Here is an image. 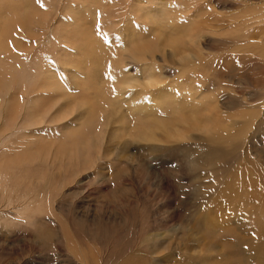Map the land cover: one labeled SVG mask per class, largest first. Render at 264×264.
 <instances>
[{"label":"rangeland","instance_id":"374dc122","mask_svg":"<svg viewBox=\"0 0 264 264\" xmlns=\"http://www.w3.org/2000/svg\"><path fill=\"white\" fill-rule=\"evenodd\" d=\"M5 27L0 264H264V0H0Z\"/></svg>","mask_w":264,"mask_h":264},{"label":"bare ground","instance_id":"6f19581e","mask_svg":"<svg viewBox=\"0 0 264 264\" xmlns=\"http://www.w3.org/2000/svg\"><path fill=\"white\" fill-rule=\"evenodd\" d=\"M8 32L9 33L11 32V29L9 27L1 28L0 29V37H5L6 38ZM0 48H2L1 41H0ZM8 59L9 58L6 56L5 57L6 63H8ZM123 80H124V78L121 79L118 82L119 83L118 84V90L120 92H122L124 90L125 83H124ZM12 85H13V82L11 80V77L9 75L6 76L4 73H0V110H1V108L3 106V104H4L2 97L12 87ZM35 89L36 88L29 87L30 92L35 91ZM56 91L59 92V89L57 88ZM36 103H37L36 100H33L32 103H31V107L30 108L28 107V109L26 110V116L29 117L30 123L32 125H35V124L38 125V124H41V122H42V120L38 119L37 115H35L36 113L34 112V110H33V112L30 113L31 109H34ZM0 116H1V114H0ZM3 121H0V135L8 132V130L10 129L7 126V124L5 122H3ZM12 121H14V118L12 119ZM205 130H206V132L208 134L211 133V128L209 127V125L205 127ZM213 131H215V128L213 129ZM143 132H144V137L146 139H151L153 137V128H150V126H145ZM17 143L18 144L15 145V149L16 150L20 149V151H23L26 148H31L32 146H34V142H32L31 140H27L26 138H23V137H18L17 138ZM97 150H98V148H97ZM74 152L75 153H71V154H73L72 156L78 157L80 155V152L77 149H75ZM36 153H35V157L28 158L27 160H25V159H21L20 160V162L18 163V165L15 166L17 169L20 168V171L19 172H21V173L24 172V170H25L24 167L27 166V165H29V163L34 162V161H37V160L38 161L43 160L42 159V156H39L38 154L36 155ZM78 153H79V155H78ZM0 167H1V165H0ZM8 174H9V176L11 174V171L9 169H7V170H0V179L3 180L2 183H3L4 186H7L6 185V181L8 180L7 177H9ZM5 189L7 191L8 190V187H5Z\"/></svg>","mask_w":264,"mask_h":264},{"label":"snow or ice","instance_id":"6c2138e0","mask_svg":"<svg viewBox=\"0 0 264 264\" xmlns=\"http://www.w3.org/2000/svg\"><path fill=\"white\" fill-rule=\"evenodd\" d=\"M38 3H40V0H37ZM41 7H44V5L41 3Z\"/></svg>","mask_w":264,"mask_h":264}]
</instances>
